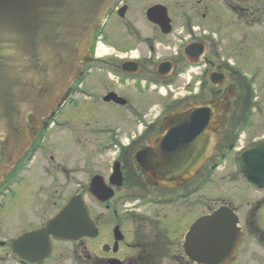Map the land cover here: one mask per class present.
Returning a JSON list of instances; mask_svg holds the SVG:
<instances>
[{
  "label": "flooded vegetation",
  "instance_id": "af4514ba",
  "mask_svg": "<svg viewBox=\"0 0 264 264\" xmlns=\"http://www.w3.org/2000/svg\"><path fill=\"white\" fill-rule=\"evenodd\" d=\"M216 1L221 6L213 0H120L112 9L95 33L91 60L71 84L64 105L45 129H38L30 147L0 181V264H53L58 241H52V250L44 260L30 261L13 253L12 242L42 228L54 215L48 205L54 173L59 171L63 185L73 191L65 201L83 196L94 175L103 176L105 184L110 185L111 164L103 174L102 161L112 153L122 177L114 191L129 187L130 161L144 187H150L147 170H137L133 155L146 148L148 157H154L150 143L162 134L163 118L184 106L208 105L212 118L208 128L211 126L217 140L210 159L237 158L244 148L261 142L259 81L264 75V9L249 7L251 0ZM122 8L123 17L119 16ZM101 47L105 53L99 52ZM49 133L62 140L59 148L66 162L68 154L62 151L63 144L66 153H84L81 159L87 156L97 169L87 178L82 176L69 183L71 172L78 170L60 161L55 168L53 153L62 157L53 144V151L43 152L36 161ZM93 160L102 161L98 164ZM0 162H4L1 156ZM36 163L39 167L32 170ZM36 179L43 183H35ZM154 189L163 193L175 190ZM9 197H13V203L6 204ZM100 205L109 209L107 202ZM27 207L31 210L29 218L23 213ZM259 209L260 222L247 218L239 225L243 232L239 246L240 252L252 246L249 255L264 264L263 196L253 207L254 212ZM91 219L98 229L97 236L69 242L82 249L74 254L75 264H129V241L121 227L115 225L120 240L113 235L114 226L100 242L97 220L92 215Z\"/></svg>",
  "mask_w": 264,
  "mask_h": 264
},
{
  "label": "water",
  "instance_id": "95a60500",
  "mask_svg": "<svg viewBox=\"0 0 264 264\" xmlns=\"http://www.w3.org/2000/svg\"><path fill=\"white\" fill-rule=\"evenodd\" d=\"M116 1L0 0V181L64 102L66 90L90 60L92 36ZM210 119L206 105L179 109L164 118L161 130H168L157 156L147 160V151L135 154L138 168L147 170L152 184L180 186L196 174L213 150L214 142H208ZM238 163L245 178L264 190V143L243 151ZM113 168L111 183L120 186L119 164ZM88 191L99 202L113 196L100 176L92 178ZM236 224L237 217L227 207L198 218L185 235L186 256L197 264H230L241 236ZM96 234L78 195L42 229L14 240L12 251L29 261L41 260L50 251V236L72 241ZM113 234L120 240L118 227Z\"/></svg>",
  "mask_w": 264,
  "mask_h": 264
},
{
  "label": "rangeland",
  "instance_id": "374dc122",
  "mask_svg": "<svg viewBox=\"0 0 264 264\" xmlns=\"http://www.w3.org/2000/svg\"><path fill=\"white\" fill-rule=\"evenodd\" d=\"M250 2L251 3L248 4L249 7H260L264 9V0H251ZM213 3L216 6H221L216 0H213ZM260 84L262 90L261 114L259 119V124L261 127L259 128V137H261V140H264V75H262L259 81V85ZM77 116L78 115L76 114L75 118ZM61 143V139H58L51 133L47 134V139L45 140L41 148L42 150H40L35 156L36 161L43 152L46 153L53 151V147H55L56 150L59 151L62 158H57V155H55L54 152L53 156L56 160L53 161V164L55 165L56 163H59L58 161H60L61 163L66 165V167L71 169L74 168L76 169V171L78 170L77 172L71 170L72 172L69 183H74L73 179L77 180L82 176L87 178L89 174L97 169L93 167L91 161L88 160L87 156L85 159H81V157L84 156V153H82V155L78 154V156L77 153L74 152V150L66 153L65 144H63L64 147L62 151L65 153V155L68 154V160L66 162L65 157L61 153V150L59 148ZM82 160L84 161L85 165H83V163L81 162ZM112 160V153H110L105 157L104 161H93L97 162L98 164H100V162L102 161L105 164V168L102 171V173L105 174L108 172V167L113 162ZM208 164L205 166V170ZM38 167V163H36L32 167V170H35ZM78 167L80 168L77 169ZM127 173H129V187L115 190L114 196L107 202L109 205L108 210L101 206L100 203L96 202L88 193L87 189L83 193V197L90 209V214L93 216V218H96L97 224L100 228L102 238L100 242L106 240V237L111 228H113L115 225H119V227H121V230L126 235V240L129 241L130 248L131 243L135 238V227L137 226L132 220L133 215L147 217L153 219V221H157L159 226H162L166 230L169 239L173 241V245L169 250V254L167 255L169 257L167 258L166 256L161 263L192 264L188 261L183 253V235L187 232L190 225L204 213L211 212V210L218 207L222 203H231L236 208L235 213L240 218V225H242L243 221L247 218L249 220L256 218L257 223L260 222L262 210L259 209V211L254 212L253 207L256 206L257 199L262 196L264 197V192H256L254 187L250 186L247 183L239 170L236 157H229L228 159L223 160L220 163L219 169L211 173L212 175H206L202 171L181 188L168 193H162L152 187H144L139 173H136L134 170L132 161L129 162V172L127 171ZM53 177L54 187L50 192L48 201V205L53 208L51 215L55 214L59 206L63 204L66 198L73 193L70 188H67L63 185L64 178L59 171L58 173H54ZM208 178L209 181H207ZM205 181L207 182L205 183ZM35 183L43 182L36 179ZM137 187L140 189H138ZM12 200L13 197L7 198L6 204L13 203ZM40 206L42 207V205ZM262 207L263 205L261 206V208ZM114 212H116V214ZM23 213L27 218L31 216V210L28 207L24 209ZM49 214L50 212L47 214V216ZM2 217L4 216L2 215ZM42 218L43 217L37 219L41 220ZM245 238L246 240L251 241L250 237L246 236ZM240 246L238 249V257L232 264H262V261L258 262L255 259V256L249 255L251 252H253L252 246H248L246 251L241 252ZM88 248H90L89 244ZM81 250L82 249L80 247L76 248L73 243L58 242L56 243L55 249L53 251V264H75L77 257H75L74 254L75 252L77 253ZM93 252L98 253V251L95 249H93ZM134 254L135 251H132V255ZM129 255H131L130 249Z\"/></svg>",
  "mask_w": 264,
  "mask_h": 264
},
{
  "label": "trees",
  "instance_id": "16d2710c",
  "mask_svg": "<svg viewBox=\"0 0 264 264\" xmlns=\"http://www.w3.org/2000/svg\"><path fill=\"white\" fill-rule=\"evenodd\" d=\"M135 238L133 248L137 254L129 258V264H159L163 257L169 253L173 243L169 240L166 231L157 221L133 216Z\"/></svg>",
  "mask_w": 264,
  "mask_h": 264
},
{
  "label": "bare ground",
  "instance_id": "6f19581e",
  "mask_svg": "<svg viewBox=\"0 0 264 264\" xmlns=\"http://www.w3.org/2000/svg\"><path fill=\"white\" fill-rule=\"evenodd\" d=\"M105 48H103V47H101V48H99V52L102 54V52H104L105 53Z\"/></svg>",
  "mask_w": 264,
  "mask_h": 264
}]
</instances>
